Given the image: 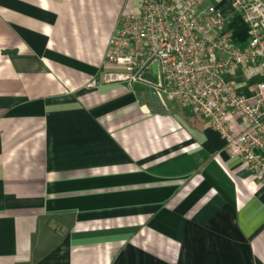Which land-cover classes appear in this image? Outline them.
<instances>
[{
	"label": "crops",
	"instance_id": "crops-1",
	"mask_svg": "<svg viewBox=\"0 0 264 264\" xmlns=\"http://www.w3.org/2000/svg\"><path fill=\"white\" fill-rule=\"evenodd\" d=\"M139 9L0 0V264H264V184L220 133L151 85L87 86Z\"/></svg>",
	"mask_w": 264,
	"mask_h": 264
},
{
	"label": "built area",
	"instance_id": "built-area-1",
	"mask_svg": "<svg viewBox=\"0 0 264 264\" xmlns=\"http://www.w3.org/2000/svg\"><path fill=\"white\" fill-rule=\"evenodd\" d=\"M231 3L248 26L246 40L234 38L212 0H140L138 12L119 19L103 72L87 86H153L161 101L164 94L206 120L264 184V0ZM258 77L250 93L241 91Z\"/></svg>",
	"mask_w": 264,
	"mask_h": 264
},
{
	"label": "rangeland",
	"instance_id": "rangeland-1",
	"mask_svg": "<svg viewBox=\"0 0 264 264\" xmlns=\"http://www.w3.org/2000/svg\"><path fill=\"white\" fill-rule=\"evenodd\" d=\"M153 70H154L153 77L157 78L159 76V66L157 64L153 65ZM163 96H164L165 101L168 100L167 98H165L164 94H163Z\"/></svg>",
	"mask_w": 264,
	"mask_h": 264
},
{
	"label": "trees",
	"instance_id": "trees-1",
	"mask_svg": "<svg viewBox=\"0 0 264 264\" xmlns=\"http://www.w3.org/2000/svg\"><path fill=\"white\" fill-rule=\"evenodd\" d=\"M260 80H262V78H255L254 80H252V82H256V81H260Z\"/></svg>",
	"mask_w": 264,
	"mask_h": 264
}]
</instances>
